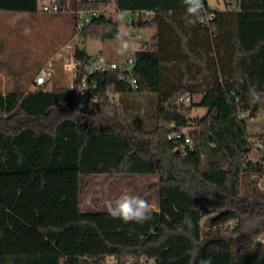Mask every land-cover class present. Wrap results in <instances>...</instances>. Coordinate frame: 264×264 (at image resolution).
Returning <instances> with one entry per match:
<instances>
[{
    "label": "trees",
    "instance_id": "trees-1",
    "mask_svg": "<svg viewBox=\"0 0 264 264\" xmlns=\"http://www.w3.org/2000/svg\"><path fill=\"white\" fill-rule=\"evenodd\" d=\"M41 1L0 0V11L34 14ZM224 2L203 25L202 11L187 22L184 0H116L123 12L154 13L151 22L131 24L155 29L134 53L137 90L110 72L97 77L89 105L78 92L83 68L73 89L0 88V264L109 257L116 264H264V242L254 241L264 239V152L249 158L247 133L248 120L264 108V0ZM98 6L71 0L74 10ZM119 34L120 23L106 17L82 33L102 40ZM75 55L91 58L80 48ZM187 96H198L192 105L207 114L190 118L179 103ZM191 126L192 147L168 138ZM95 175L156 177L152 219L124 223L107 211L82 212V179ZM204 208L214 213L206 232Z\"/></svg>",
    "mask_w": 264,
    "mask_h": 264
},
{
    "label": "rangeland",
    "instance_id": "rangeland-1",
    "mask_svg": "<svg viewBox=\"0 0 264 264\" xmlns=\"http://www.w3.org/2000/svg\"><path fill=\"white\" fill-rule=\"evenodd\" d=\"M206 2L213 9L225 8L224 0ZM43 5L44 3L40 2L38 11L34 14L0 11V88L4 93L16 87L24 91H34V80L43 68L52 72L47 83L49 90L71 88L75 75L64 70V64L70 60V52L75 54L77 48H85L90 57L103 54L110 61L123 64L142 48L141 42H150L155 34L152 27L139 28L120 19H117L120 23L117 39L102 40L91 35L77 34L75 18L69 8L62 14L50 15L42 11ZM112 16L116 18L114 12ZM124 44H129L130 48L125 50ZM139 101L142 102L143 112L147 104L146 99L140 96ZM198 101L199 97L194 96L191 103L185 104L186 113L193 120L207 114L206 109L192 105V102ZM142 112L136 111V114L142 118ZM187 129L190 132L195 127ZM247 133L252 142L249 158L257 161L264 152V108L259 110L254 119L248 120ZM156 180L154 176L140 175L84 177L81 183L80 210L107 211V201H115L124 193L138 195L156 207L157 196L152 187ZM258 181V187L263 190L264 175ZM243 190H249L247 181L243 183ZM202 213L203 231L206 232V223L214 213L208 208H204Z\"/></svg>",
    "mask_w": 264,
    "mask_h": 264
},
{
    "label": "built area",
    "instance_id": "built-area-1",
    "mask_svg": "<svg viewBox=\"0 0 264 264\" xmlns=\"http://www.w3.org/2000/svg\"><path fill=\"white\" fill-rule=\"evenodd\" d=\"M99 2L97 8L90 7L88 9H77L74 10L71 8V0H42L44 3L42 11L50 15H59L66 11V8H69L70 12L74 15L75 18V33L82 34L83 31L92 25L96 20L106 17L117 21V19L123 20L126 24L133 23H146L151 22L154 19V13L150 11H138V12H123L119 10L116 6V0H76L78 4L83 2ZM202 8V18L201 23L203 25H208L215 19V12L217 9L209 7L206 0H201ZM207 3V7L205 5ZM231 10H237L238 6L236 4L231 5ZM116 14V18L112 16V13ZM123 48L125 50L130 48L129 44H124ZM70 60L64 64V70L67 73H71L77 76L78 70L83 68L84 73L80 79L78 86V92L82 100H86L89 105L96 101L94 91L98 88V76H103L110 72H120L123 83L129 86L133 90L138 89L137 80L133 76V68L135 64V58H129L123 64H117L107 59L103 54H100L96 57H91L88 61H82L76 57L74 53H69ZM131 66V68H129ZM52 76L51 70L43 68L36 76L34 80L33 87L35 89L45 86L49 78ZM112 87V86H111ZM73 89V84L71 86ZM109 95L113 103L119 105L120 94L116 93L113 88L109 89ZM181 104L191 103L190 97H182L179 100ZM169 139H184L185 144L192 147L193 139L190 132L187 128H183L177 131H174L168 136ZM264 190V189H263ZM255 242H264V239L261 237L254 238ZM98 264H116L114 257H109L105 261L99 262ZM141 264H153L152 261L143 260Z\"/></svg>",
    "mask_w": 264,
    "mask_h": 264
},
{
    "label": "clouds",
    "instance_id": "clouds-1",
    "mask_svg": "<svg viewBox=\"0 0 264 264\" xmlns=\"http://www.w3.org/2000/svg\"><path fill=\"white\" fill-rule=\"evenodd\" d=\"M184 4L188 14L186 17L187 22L194 24L195 19L192 18H198L203 8L201 0H184ZM106 209L113 219H120L124 223L135 222L137 224H143L152 219L154 211L153 205L146 199L129 193L122 194L115 201H107ZM183 222L189 226L191 225L189 217H185ZM204 264H210V261H206Z\"/></svg>",
    "mask_w": 264,
    "mask_h": 264
},
{
    "label": "water",
    "instance_id": "water-1",
    "mask_svg": "<svg viewBox=\"0 0 264 264\" xmlns=\"http://www.w3.org/2000/svg\"><path fill=\"white\" fill-rule=\"evenodd\" d=\"M141 43H142V46H145V44H146V42H141ZM82 51H83L84 54L86 53V49L85 48H83ZM181 106H184V104H181Z\"/></svg>",
    "mask_w": 264,
    "mask_h": 264
},
{
    "label": "crops",
    "instance_id": "crops-1",
    "mask_svg": "<svg viewBox=\"0 0 264 264\" xmlns=\"http://www.w3.org/2000/svg\"><path fill=\"white\" fill-rule=\"evenodd\" d=\"M154 207V206H153ZM158 209V205L156 207H154V210H157Z\"/></svg>",
    "mask_w": 264,
    "mask_h": 264
}]
</instances>
